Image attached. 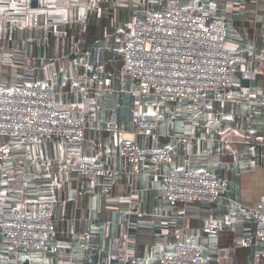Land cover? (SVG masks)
<instances>
[{"label":"crops","instance_id":"obj_1","mask_svg":"<svg viewBox=\"0 0 264 264\" xmlns=\"http://www.w3.org/2000/svg\"><path fill=\"white\" fill-rule=\"evenodd\" d=\"M149 8L205 11L225 19V46L237 70L229 101L208 91L197 103L141 95L124 73L125 33ZM53 83L58 109L85 126L87 159L111 173L86 179L68 140L0 135V264H160L178 243L200 246L211 264H264L256 213L264 207V0H0V86L25 79ZM109 81V83L107 82ZM138 112L160 117L157 133L172 162L132 163L120 154ZM228 181L214 201L169 203L172 169ZM47 209L55 219L47 252L3 240L2 215L14 207ZM217 223L213 235L204 225ZM244 241H249L245 243Z\"/></svg>","mask_w":264,"mask_h":264},{"label":"built area","instance_id":"obj_2","mask_svg":"<svg viewBox=\"0 0 264 264\" xmlns=\"http://www.w3.org/2000/svg\"><path fill=\"white\" fill-rule=\"evenodd\" d=\"M226 39L223 17L182 8H149L143 21L123 37L124 73L138 81L141 95L197 103L213 91L220 95L218 99L224 107L237 77V70L231 66L235 54L226 48ZM159 123V115L138 112L134 131L122 137L120 154L135 164L143 160L172 162L174 154L168 148L144 147L137 140L138 136L156 134ZM0 135L68 140L78 146V171L82 177L96 179L111 173L107 167L87 159L83 147L85 126L71 113L58 109L55 87L48 80L32 78L19 85L0 86ZM10 151V146L0 147L1 153ZM164 187L167 201L175 205L214 201L226 193L228 181L214 174L176 168L168 173ZM1 228L3 240L15 249L9 257L16 261L19 250L51 249L55 219L47 209L17 206L2 215ZM203 230L215 235L220 226L208 223ZM256 232L264 253V207L256 213ZM160 264L211 263L202 247L178 243L164 253Z\"/></svg>","mask_w":264,"mask_h":264}]
</instances>
